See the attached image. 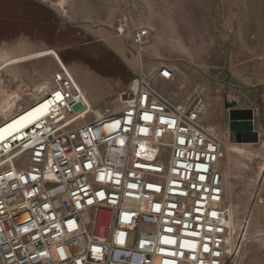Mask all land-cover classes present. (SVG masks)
<instances>
[{"label": "built area", "instance_id": "obj_1", "mask_svg": "<svg viewBox=\"0 0 264 264\" xmlns=\"http://www.w3.org/2000/svg\"><path fill=\"white\" fill-rule=\"evenodd\" d=\"M130 38L137 69L119 108L88 104L59 65L0 118L28 113L22 136L0 139V264H247L251 217L233 229L202 89L171 100L152 82L174 70L143 67L149 30Z\"/></svg>", "mask_w": 264, "mask_h": 264}, {"label": "rangeland", "instance_id": "obj_2", "mask_svg": "<svg viewBox=\"0 0 264 264\" xmlns=\"http://www.w3.org/2000/svg\"><path fill=\"white\" fill-rule=\"evenodd\" d=\"M140 27L149 30L144 70L159 63L174 70L173 80L153 86L173 101L202 89L205 122L223 138L220 169L236 229L251 217L241 230L246 263L264 264V222L256 212L263 204L251 200L255 189L264 194V0H0V58L53 48L98 95L93 107L119 108L126 94H117L136 74L130 37ZM56 70L50 56L3 69L0 98L33 89ZM109 85L119 87L117 100ZM226 103L251 110L258 142L230 137Z\"/></svg>", "mask_w": 264, "mask_h": 264}, {"label": "bare ground", "instance_id": "obj_3", "mask_svg": "<svg viewBox=\"0 0 264 264\" xmlns=\"http://www.w3.org/2000/svg\"><path fill=\"white\" fill-rule=\"evenodd\" d=\"M148 42H149V40H148ZM48 56L53 58V60L56 62V65L58 66V68L60 65L61 67L65 68L71 72V70L65 64L64 60L59 55V53L53 48H45V49H41V50L35 51V52L24 53V54H19V55H7L6 57H2V58H0V71L3 69H7V68L10 69L11 67H14L16 65L18 66V64L25 63V62H28L30 60L44 58V57H48ZM21 83H23V82H21ZM47 84H48V81L46 80V81H43L42 83H40L39 85L35 86V88L32 87L33 89L24 88V89L20 90L19 92H13V93L3 92L4 95L0 98V118L1 117L7 118L10 115L11 109L13 108V106L15 105V102L17 101V98L21 94L22 95L34 94L36 91H38L40 88H43ZM85 100L88 102V104H91L90 101H88L87 97H85ZM35 110L36 109L34 108L30 112H33ZM96 113L99 114L98 111H96ZM26 115H28V113ZM25 116L15 117V118L11 119L10 121L6 120L2 124H0V139L4 138V136H6V135L13 133L17 129L19 131L16 132L15 136L16 137L22 136V130L19 129V127L22 126V119ZM236 148H238V147H236ZM238 149L244 151L242 148H238ZM231 225H232L233 229L237 228L235 218L233 217V211H232Z\"/></svg>", "mask_w": 264, "mask_h": 264}, {"label": "water", "instance_id": "obj_4", "mask_svg": "<svg viewBox=\"0 0 264 264\" xmlns=\"http://www.w3.org/2000/svg\"><path fill=\"white\" fill-rule=\"evenodd\" d=\"M226 103L225 106L229 109L225 111V128L228 130L230 137H244V141L258 142V132L253 130V122L251 110L249 109H234ZM81 103H76L73 109H79ZM226 108V109H227ZM239 141V140H238Z\"/></svg>", "mask_w": 264, "mask_h": 264}, {"label": "crops", "instance_id": "obj_5", "mask_svg": "<svg viewBox=\"0 0 264 264\" xmlns=\"http://www.w3.org/2000/svg\"><path fill=\"white\" fill-rule=\"evenodd\" d=\"M71 73L74 76V78L76 79L77 83L80 85L82 92L83 91L85 92V93L83 92V94L85 97H87L88 101H90V103L95 101L97 99L98 95L92 91V87L87 85L86 83L82 82V80L80 79V77L77 74L75 76V74L73 72H71ZM109 87L110 88H109V91L107 92V94L112 96V100L114 101L115 98L113 99V97L116 95V89H118L119 87L115 88V87H112L111 85H109ZM121 96L122 97L124 96L122 91L118 92L117 98L119 99ZM117 98L115 100H117ZM262 207H264V204L256 212H257V216L260 218V220L263 223L264 222V208H262Z\"/></svg>", "mask_w": 264, "mask_h": 264}, {"label": "snow or ice", "instance_id": "obj_6", "mask_svg": "<svg viewBox=\"0 0 264 264\" xmlns=\"http://www.w3.org/2000/svg\"><path fill=\"white\" fill-rule=\"evenodd\" d=\"M165 75H167V73H165ZM57 96L59 97V93H57ZM182 143H183V141H181ZM133 185H130V187H132ZM151 187V186H150ZM213 215H215L214 213H213ZM207 250V249H206Z\"/></svg>", "mask_w": 264, "mask_h": 264}]
</instances>
